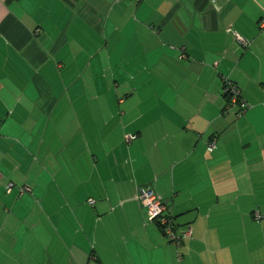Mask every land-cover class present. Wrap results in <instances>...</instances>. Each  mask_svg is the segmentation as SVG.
<instances>
[{
	"label": "crops",
	"instance_id": "0c3cea01",
	"mask_svg": "<svg viewBox=\"0 0 264 264\" xmlns=\"http://www.w3.org/2000/svg\"><path fill=\"white\" fill-rule=\"evenodd\" d=\"M262 17L264 0H0V264H264ZM143 186L189 229L178 245Z\"/></svg>",
	"mask_w": 264,
	"mask_h": 264
},
{
	"label": "built area",
	"instance_id": "2783aa9c",
	"mask_svg": "<svg viewBox=\"0 0 264 264\" xmlns=\"http://www.w3.org/2000/svg\"><path fill=\"white\" fill-rule=\"evenodd\" d=\"M138 1V0H134ZM258 28H264V17L260 18L258 20ZM228 32H230L235 40L238 42V44L241 47H247L248 41L244 38L238 36L236 33H234L229 28L227 29ZM221 91L223 95L225 96V104H224V111L235 108V116H239L241 113H243L248 105L247 103L241 98L239 88L236 86L235 83H233L230 79L224 78L222 81V87ZM135 138L132 134H126L124 136V140L126 142H129ZM214 142L213 140H209L206 143V150L208 152H211L214 148ZM11 183L9 182L6 184V190L8 191L11 187ZM25 189L24 186H21L19 188V191H23ZM135 199L140 203V205L144 209V218L147 221H156L157 224L160 227V230L163 234V236L171 243L178 245L179 242L183 238H187L189 236V229L187 228L185 231L180 232L179 234L175 233L174 231V225L173 221L170 218L169 214L165 211L166 206L164 202L157 196L150 187L143 186L139 187L135 193ZM87 203L89 205L93 204V199H88ZM254 219H258L260 215L257 212L253 213Z\"/></svg>",
	"mask_w": 264,
	"mask_h": 264
},
{
	"label": "trees",
	"instance_id": "16d2710c",
	"mask_svg": "<svg viewBox=\"0 0 264 264\" xmlns=\"http://www.w3.org/2000/svg\"><path fill=\"white\" fill-rule=\"evenodd\" d=\"M223 94V93H222ZM224 96V95H223ZM224 98H225V96H224ZM223 112H226V111H224V108H223ZM137 201V200H136ZM138 202V201H137ZM139 203V202H138ZM140 204V203H139ZM154 222H155V224L157 225V227L159 228V230H160V227H159V225L157 224V222L154 220ZM161 231V230H160ZM162 233V232H161ZM163 235V234H162Z\"/></svg>",
	"mask_w": 264,
	"mask_h": 264
}]
</instances>
